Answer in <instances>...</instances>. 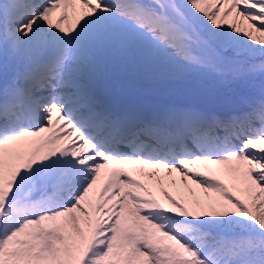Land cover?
<instances>
[{
  "label": "snow or ice",
  "instance_id": "obj_1",
  "mask_svg": "<svg viewBox=\"0 0 264 264\" xmlns=\"http://www.w3.org/2000/svg\"><path fill=\"white\" fill-rule=\"evenodd\" d=\"M0 264H264V0H0Z\"/></svg>",
  "mask_w": 264,
  "mask_h": 264
},
{
  "label": "rangeland",
  "instance_id": "obj_2",
  "mask_svg": "<svg viewBox=\"0 0 264 264\" xmlns=\"http://www.w3.org/2000/svg\"><path fill=\"white\" fill-rule=\"evenodd\" d=\"M70 22L71 21H69V23ZM254 59L257 62H259L260 57L257 55ZM126 88H130V89L133 88V89L139 90L141 93L144 92V94H147V95L151 94V96H153V94H154V95H157V96L161 97L163 100L171 99V97L168 95V93L161 86H156V85H152V84H148V83H143V84H130ZM210 167L213 168V171L216 170V166H210ZM218 178L224 180L226 183L228 182V179L226 177H224V176H219ZM176 179L179 180L178 177ZM144 182L150 184L153 187V190H154L155 194L157 195L158 199L161 198L160 197V186L157 185L154 180L153 181L145 180ZM101 183H103V180L101 181ZM179 187H180L179 185L174 187V186H172L169 183H165L163 185V188L165 190L169 191V193L172 194L173 196H178V188ZM192 187H195V186L193 185Z\"/></svg>",
  "mask_w": 264,
  "mask_h": 264
}]
</instances>
